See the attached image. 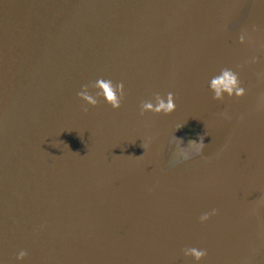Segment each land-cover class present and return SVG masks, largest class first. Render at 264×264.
Instances as JSON below:
<instances>
[{"label": "water", "instance_id": "95a60500", "mask_svg": "<svg viewBox=\"0 0 264 264\" xmlns=\"http://www.w3.org/2000/svg\"><path fill=\"white\" fill-rule=\"evenodd\" d=\"M258 73L264 0H0V264H264ZM100 78L119 109L77 96Z\"/></svg>", "mask_w": 264, "mask_h": 264}, {"label": "clouds", "instance_id": "9594fccd", "mask_svg": "<svg viewBox=\"0 0 264 264\" xmlns=\"http://www.w3.org/2000/svg\"><path fill=\"white\" fill-rule=\"evenodd\" d=\"M241 44L245 43V36L242 34L239 37ZM256 62L255 58L252 60ZM242 67V66H241ZM258 76H264V73H258ZM210 90L214 93L213 100L224 101L225 94L228 98H241L246 94V89L242 86L239 79V74L230 68L221 69L220 73L210 80ZM90 89L97 90L95 96L90 94ZM77 96L86 102L87 105L92 107L98 106V97H103L107 104L111 105L113 109H119L121 102L124 98V85L123 83L113 84L111 80H105L103 78L97 79L94 83L83 85L82 91L77 93ZM155 105L150 101H142L140 105V114L144 115L145 112H152L154 114H171L176 105L174 103V94L169 92L167 94V102L157 93L155 94ZM85 112L88 111L87 107H84ZM146 148L147 145H144ZM217 214L215 209L211 213H205L200 216V222L204 223L210 219V216ZM28 255L27 251L21 250L18 253L17 260H23ZM183 255L185 257H192L195 261L199 262L207 256L206 249H197L195 247H186L183 249Z\"/></svg>", "mask_w": 264, "mask_h": 264}, {"label": "rangeland", "instance_id": "374dc122", "mask_svg": "<svg viewBox=\"0 0 264 264\" xmlns=\"http://www.w3.org/2000/svg\"><path fill=\"white\" fill-rule=\"evenodd\" d=\"M186 139H187V138H185V139L182 141V143H186Z\"/></svg>", "mask_w": 264, "mask_h": 264}, {"label": "bare ground", "instance_id": "6f19581e", "mask_svg": "<svg viewBox=\"0 0 264 264\" xmlns=\"http://www.w3.org/2000/svg\"><path fill=\"white\" fill-rule=\"evenodd\" d=\"M188 153L192 154V152H191V151H188Z\"/></svg>", "mask_w": 264, "mask_h": 264}]
</instances>
